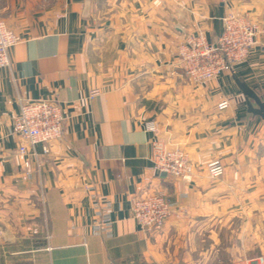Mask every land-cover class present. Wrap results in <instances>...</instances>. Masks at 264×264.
<instances>
[{
  "label": "crops",
  "instance_id": "0c3cea01",
  "mask_svg": "<svg viewBox=\"0 0 264 264\" xmlns=\"http://www.w3.org/2000/svg\"><path fill=\"white\" fill-rule=\"evenodd\" d=\"M46 1L0 0L20 37L0 69V264H141L176 227L234 210V191L264 180V121L243 111L233 79L264 96V33L245 62L205 85L183 76L176 56L198 29L217 42L230 13L264 28V0ZM19 99L56 100L67 118L49 154L36 148L29 178L13 132ZM144 121L189 154L192 175L154 169ZM213 159L223 178L208 177ZM153 194L175 202L176 216L144 232L132 207ZM98 203L111 206L110 237L92 232Z\"/></svg>",
  "mask_w": 264,
  "mask_h": 264
},
{
  "label": "built area",
  "instance_id": "2783aa9c",
  "mask_svg": "<svg viewBox=\"0 0 264 264\" xmlns=\"http://www.w3.org/2000/svg\"><path fill=\"white\" fill-rule=\"evenodd\" d=\"M223 33L217 42L209 41L205 32L198 29L195 34L185 37L177 46V61L183 76L196 86L218 80L235 65L245 62L258 44L264 28L248 16L230 13L223 19ZM20 42V37L0 20V69L10 68V50ZM99 95L98 90L90 97ZM19 113L13 122V132L22 138L18 147V159L29 178L32 160H37L36 150L41 146L42 153H50V145L62 138L66 123L63 107L52 99H19ZM231 106V100L218 104L224 111ZM143 128L152 134L151 160L154 169L172 178H184L194 172L189 154L178 146H171L160 136L156 122L144 121ZM209 178H223L226 166L220 159H213L206 165ZM91 190V189H90ZM177 205L163 194H153L134 202L132 216L144 232H159L167 222L176 216ZM112 216L110 204H95V220L92 232L96 236L112 235ZM36 233L37 231L34 230ZM232 264H264V257L243 258Z\"/></svg>",
  "mask_w": 264,
  "mask_h": 264
},
{
  "label": "rangeland",
  "instance_id": "374dc122",
  "mask_svg": "<svg viewBox=\"0 0 264 264\" xmlns=\"http://www.w3.org/2000/svg\"><path fill=\"white\" fill-rule=\"evenodd\" d=\"M54 2L47 0L45 5ZM241 107L246 110L244 102ZM234 192L230 199L234 210L218 216L209 213L191 228L176 227L168 238H161L155 258L141 264H232L243 258L264 257V180L258 177L257 184Z\"/></svg>",
  "mask_w": 264,
  "mask_h": 264
},
{
  "label": "water",
  "instance_id": "95a60500",
  "mask_svg": "<svg viewBox=\"0 0 264 264\" xmlns=\"http://www.w3.org/2000/svg\"><path fill=\"white\" fill-rule=\"evenodd\" d=\"M233 79L242 94L247 116L258 117L264 121V96L259 95L244 80L237 76L234 75Z\"/></svg>",
  "mask_w": 264,
  "mask_h": 264
}]
</instances>
